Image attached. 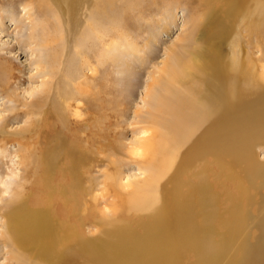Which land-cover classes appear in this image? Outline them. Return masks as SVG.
<instances>
[{
    "label": "bare ground",
    "instance_id": "obj_1",
    "mask_svg": "<svg viewBox=\"0 0 264 264\" xmlns=\"http://www.w3.org/2000/svg\"><path fill=\"white\" fill-rule=\"evenodd\" d=\"M51 1L68 14L79 6L78 0ZM121 1L124 2L121 10L125 14L139 8L150 9L151 3L158 0H147L149 3L144 6L141 3L145 0ZM202 1L175 0L178 6L184 5L186 11L196 13L201 21L203 17H199L198 6L204 5ZM254 1L258 18L252 19L249 27L255 29L264 25V0ZM116 2L98 0L91 19L87 18L89 21H86L83 34H97L100 40L102 34H108V30L100 27V22L102 18H112L111 13L117 11L113 8ZM219 2L226 6V15L243 8V0H206L208 22L217 20L215 4ZM168 16L170 19H166ZM190 16L195 19V14ZM175 19L177 15L172 6L171 13H165L157 21L158 27L160 22L165 24L159 33ZM195 21L185 28L187 33L194 32ZM61 35L53 34L50 42H58ZM213 47L203 43L200 49L188 54L189 60L184 64L172 55L170 62H164L163 67L156 69V76L152 74L144 105L135 113L137 120L134 122L141 125L140 137L129 151L130 158L141 167L145 177L124 182L119 167L106 173L108 181L104 183L103 192L93 197L98 207L103 205L99 207L100 212H96L101 218L94 221V226H99L100 236L86 238L83 235V238L74 225L65 224L67 221L55 224L49 210L21 204L1 218L0 255L7 257L16 252L15 259L20 261V255H25L23 251L28 250V255L36 259L32 258L31 264H69L75 259L83 260V264H184L185 254L197 251L210 264H217L222 263L223 251L230 248L248 223L257 230L256 237L244 238L237 249L232 248L231 257L225 264H264V161L260 158L264 155V57L254 59V65L232 57L229 64L224 65L212 57ZM77 53L84 64L89 61L84 52L78 50ZM44 61L41 62L45 64ZM255 61L259 62L255 64ZM66 78L76 80L72 75ZM79 85L76 82L77 90ZM73 94L64 98L66 110L73 105ZM9 97L13 102L20 101L15 96ZM53 103L55 109L61 104L56 100ZM27 104L34 106L37 101ZM39 114L40 110L36 115ZM6 126L3 122L1 144H6L8 136L14 134ZM15 134L22 138L26 133L17 131ZM21 138L19 151L24 147ZM52 152L48 151L42 160L46 176L53 174L51 165L56 158ZM68 152L74 154L73 149ZM50 158L53 162H49ZM13 163L17 165L18 162ZM215 169L219 177H215ZM8 172V178L16 175L10 166ZM71 172L73 174L74 170ZM221 178L236 189L228 191L225 202L224 194L217 187ZM73 180L77 186L76 173ZM1 182L5 188L0 192V200L9 193L11 202H17L24 185L20 184L21 190H18L11 186L14 182L10 179ZM220 186L225 187L223 183ZM249 192H252L251 201ZM255 193L261 194L262 199L256 200ZM227 202L228 205L223 207ZM122 204L127 205L129 212L151 213L147 220L149 225L142 233L131 230L126 225L129 223L119 218L118 206ZM256 205L260 206L258 212L254 211ZM221 209L228 211L226 219L220 216ZM217 222L225 228L216 239H210ZM73 243L74 246L70 245Z\"/></svg>",
    "mask_w": 264,
    "mask_h": 264
},
{
    "label": "rangeland",
    "instance_id": "obj_2",
    "mask_svg": "<svg viewBox=\"0 0 264 264\" xmlns=\"http://www.w3.org/2000/svg\"><path fill=\"white\" fill-rule=\"evenodd\" d=\"M97 2L78 0L77 9L68 14L55 7L51 0H0V130L5 122L7 129L14 133L8 136L6 144L0 143V192L5 188L2 180L10 179L14 182L11 186L18 190H21L20 184L24 185L17 202H11L9 193L2 196L0 221L15 206L24 204L49 210L55 224L67 221L65 224L74 225L83 238L100 236L99 226H94V221L101 218L96 212H100L99 207L103 205L98 207L93 197L103 192L104 183L108 181L106 173L119 167L124 182L145 177L141 167L130 158L129 151L140 137L141 125L134 122L135 113L144 105L152 74L157 75L156 69L171 61L172 55L180 64L187 63L188 54L200 49L203 43L214 45L212 57L224 65L229 64L232 57L250 65H254V59L264 57V25L255 29L249 27L250 21L258 18L254 0H245V3L243 0L241 11L232 15H226V6L221 2L215 4L218 17L212 22L207 21L206 0L201 2L204 5L198 4L202 21L196 13L186 11L184 5L178 6L175 0H158L151 3L150 9L139 8L126 12L128 14L121 10L124 2L117 0L113 7L116 13L112 12L111 19L102 18L100 22V27L108 30V34L101 35V40L97 34H83ZM147 3L145 0L141 4ZM172 6L177 19L159 33L165 24L160 22L158 27L157 21L165 13H171ZM191 14H195L196 21ZM192 21L196 29L189 34L185 28L192 26ZM53 34H62L58 42H50ZM78 50L86 54L87 63H83ZM67 75L76 80H68ZM76 82L80 84L79 90ZM71 93L75 100H71L73 105L66 110L64 98ZM9 95L20 101L13 102ZM55 100L61 103L56 109ZM36 101L34 106L26 105V102ZM37 107H40L39 116L36 115L39 110L32 113ZM17 131H23L26 136L21 138L15 134ZM20 138L24 142L21 152L17 150ZM71 149L74 150L72 155L68 152ZM48 151H53L55 157L49 155L56 158H52L54 162L51 158L49 161L53 162L52 176L44 174L42 162ZM260 158L264 161V155ZM11 160L18 162L17 165ZM9 166L16 174L11 178H8ZM72 169L79 179L76 184L79 189L74 185ZM214 171L215 177H219L218 170ZM221 183L225 187L220 186ZM217 187L224 194V202L228 191H236L224 178L218 180ZM251 194L249 192L250 201ZM255 199L261 200V194L255 193ZM223 205L226 207L228 202ZM118 207L119 218L126 220L127 227L136 233H142L149 225L147 220L151 213L148 211L129 212L123 204ZM259 209V205L254 207L255 212ZM219 214L226 219L228 211L221 209ZM224 228L217 222L210 239H216ZM256 235L257 230L247 223L230 248L223 251L222 263L217 264H225L232 248L237 249L244 238L254 239ZM15 253L7 257L1 254L0 264H31L34 256L28 255V250L23 251L25 255L20 253V261L15 259ZM207 262L197 251H189L183 258L184 264ZM69 264H83V260H70Z\"/></svg>",
    "mask_w": 264,
    "mask_h": 264
}]
</instances>
